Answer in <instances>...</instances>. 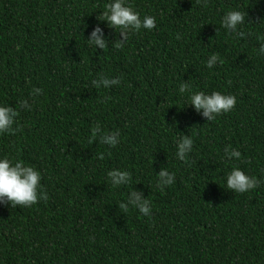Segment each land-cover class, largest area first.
Wrapping results in <instances>:
<instances>
[{
    "label": "trees",
    "instance_id": "obj_1",
    "mask_svg": "<svg viewBox=\"0 0 264 264\" xmlns=\"http://www.w3.org/2000/svg\"><path fill=\"white\" fill-rule=\"evenodd\" d=\"M108 2L0 0V103L20 125L0 134V156L38 169L47 194L30 207L0 204V264H264V0H128L156 27L129 33L122 48L119 30L97 19ZM232 9L247 13L244 38L220 25ZM96 24L104 50L86 41ZM212 54L220 60L209 69ZM102 75L120 84L94 87ZM182 82L236 104L206 121ZM34 87L32 110L21 109ZM96 126L119 130L120 143L91 140ZM184 134L193 151L180 161ZM226 145L241 158L227 161ZM233 167L260 185L226 189ZM113 168L130 184L114 188ZM160 168L175 183L156 187ZM132 188L151 201L149 216L121 207Z\"/></svg>",
    "mask_w": 264,
    "mask_h": 264
},
{
    "label": "clouds",
    "instance_id": "obj_2",
    "mask_svg": "<svg viewBox=\"0 0 264 264\" xmlns=\"http://www.w3.org/2000/svg\"><path fill=\"white\" fill-rule=\"evenodd\" d=\"M247 13L239 9H232L226 12L220 21V25L226 32L233 34L237 38H244L247 34L242 29L245 24V16ZM99 21L106 22L107 26L119 33L120 38L114 46L122 48L127 41L129 33L139 32L141 29L152 30L156 27V18L152 15L145 14L141 17L133 6L128 3V0H109L105 5L104 10L99 14ZM179 39V36H177ZM90 47L104 50L109 45L104 29L100 24L92 27L86 39ZM258 55H264V42L259 44L257 49ZM220 58L216 54L210 55L205 61V66L212 69ZM120 79L107 76H100L92 81L94 87L109 88L113 85H119ZM42 89L34 87L29 93V98L22 99L19 102L21 109L28 111L32 110V103L36 96L41 94ZM178 92L186 97V105H191L193 109L206 118V121H213L222 113H227L232 110L236 104V97L231 94H225L220 91H205L193 90L188 83H180ZM18 110L12 106L0 103V134H15L20 130V125L17 124ZM91 140H99L102 145H107L112 148L120 143L119 130L111 131L105 134L100 126H96L91 130ZM193 138L188 134H184L176 140L175 156L180 161H186L187 156L193 151ZM224 158L227 161L233 159L239 160L241 152L226 145L223 150ZM101 158H103L101 156ZM156 187L163 189L175 183V173L170 172L166 168H160L157 172ZM107 178L114 188L122 185H129L131 175L126 170L113 168L107 173ZM226 189L234 193H245L257 188L261 179L255 176H249L239 167H233L224 175ZM47 194L41 188V172L30 164L23 161H13L8 156H0V204H9L13 207L23 206L30 207L36 204L39 200H46ZM129 206L135 208L143 216L151 214V201L146 198L141 190L132 188L127 194L126 203H122L121 207L125 211Z\"/></svg>",
    "mask_w": 264,
    "mask_h": 264
}]
</instances>
